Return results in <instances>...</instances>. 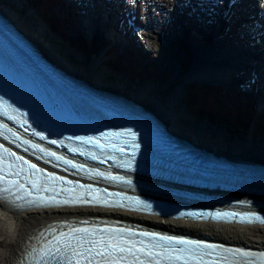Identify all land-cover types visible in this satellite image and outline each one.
<instances>
[{"label": "bare ground", "instance_id": "bare-ground-1", "mask_svg": "<svg viewBox=\"0 0 264 264\" xmlns=\"http://www.w3.org/2000/svg\"><path fill=\"white\" fill-rule=\"evenodd\" d=\"M219 1L225 2V0ZM124 2L127 4L125 14H128L129 11L132 12L135 10L140 12L141 16L146 14L149 17V19L141 20L143 27L145 26V22H147L148 20L157 22V27L163 25L164 22L166 24L173 22L176 23L178 22L177 17L182 16L181 7H184V5H181L179 3L184 2L185 4H187L186 6L190 5V0H124ZM261 2H264V0H261ZM175 5H179L180 7H175ZM153 7H156V9L159 11L165 10L166 12H169L170 19H164L163 22V18L160 13L154 12ZM8 9L11 10L12 17L18 21V17L13 14L12 8ZM176 11L178 13H176ZM218 15L219 14H215V16ZM215 16L211 18L216 19ZM188 18L192 19L191 16H189ZM203 22L208 23V19L204 20ZM150 26L144 28L148 30L150 29ZM25 29L29 30L26 26ZM42 40L46 44L42 48L46 50L47 53L51 54L53 58L60 60L61 57L58 51L59 48L52 47L45 41V39ZM223 40H229L228 35H226ZM218 43H220L221 47L222 40H219ZM249 44H251V41L246 40L244 46H247ZM215 47L216 46L210 48L211 55L209 57L200 58L197 56L194 66L186 72L187 74L185 73L188 79L191 80L196 78L199 81H216L221 79L219 76L222 73H234L230 68L238 67L239 69L237 70V72L239 73L244 63L247 62L248 65L250 64V60L244 59L242 48H231V46H229L228 48H223V51L221 53H218L219 51L216 50ZM94 50L96 51V48H94ZM145 63L149 64L150 61L146 59ZM155 63L162 67V64H160L159 62ZM67 64L68 68L63 67L62 64L61 66L63 69L71 72L72 74L84 79H93L96 82H101L100 78L95 75L93 67L89 69H83L77 67L75 64ZM252 72L253 71L248 72L247 78L248 76L252 75ZM262 73L264 75V69ZM113 75L115 76V74H112L111 76L113 77ZM237 76L238 75H233V79L238 78ZM222 92L229 93V90L224 89L222 90ZM142 100L145 104L152 106L156 111L162 114L163 117L166 116L167 118L172 119L171 112L164 107L160 98L150 97L143 98ZM235 103L240 108L241 105L239 104H241V101H235ZM176 123L177 122L173 121V124L177 127L178 125ZM184 131L187 132L188 130ZM189 132H191L202 144L209 146L211 149H214L217 152L228 151L229 153L264 160V145L261 146L262 148L259 147V150H256L254 152H247L245 150L235 149L229 145H226L217 136L210 138L207 134L205 135L204 133H194L191 130H189ZM91 213H107L113 216H129L135 220L147 221L149 223H154L156 225H161L168 228H176L186 231H192L195 233L208 234L213 238L219 240H229L231 242L243 245L264 247V225L239 226L233 224L192 222L167 218L162 219L159 217L133 214L125 211L106 210L103 208L91 207L45 208L16 211L14 209H11L4 202L0 201V264H21L22 261L25 260L24 258L26 257V255L31 251V248L35 245V239L38 232L49 227L50 223L58 221L61 218L76 219L82 217L83 215H89Z\"/></svg>", "mask_w": 264, "mask_h": 264}, {"label": "snow or ice", "instance_id": "snow-or-ice-1", "mask_svg": "<svg viewBox=\"0 0 264 264\" xmlns=\"http://www.w3.org/2000/svg\"><path fill=\"white\" fill-rule=\"evenodd\" d=\"M0 125V128H3ZM12 132V129H8ZM13 135H16L14 132ZM0 135H4L0 132ZM116 136H126L130 140L125 141V143L132 149H138L139 144L136 143L137 133L132 129H126L123 133H116ZM19 138V137H17ZM41 140L46 139L43 135L40 136ZM77 139L83 140L84 138L78 137ZM92 139V138H89ZM56 143V141H52ZM24 144H31L29 140H24ZM2 147V146H0ZM31 147L39 149L41 152H46L45 149L40 148L37 144H31ZM116 148V145H113ZM27 151V149H25ZM120 152L124 151L123 147L117 149ZM8 151V149H4ZM10 156H15V153H9ZM48 156H54L57 160H63L65 164H71V161L64 159L62 156H56L54 152H46ZM135 156V151L132 153ZM3 157H0L2 161ZM16 160L23 161V157L16 156ZM24 163H28L24 161ZM73 167H78L77 165H72ZM131 164L129 163V167ZM9 169L13 165L8 166ZM30 169H35L36 172H43L42 169H37L35 164L29 165ZM23 168H18L17 171H9L8 175L16 177L15 179H5L4 169L0 167V197H3L4 193H8V198L11 203L17 208L27 209L30 207H58L61 205H68L74 203H88L84 198L78 197L76 199H64L56 200L55 196H41L39 193L41 191H49L47 185L40 186L37 180L26 181V183H31L32 189H35L38 193L37 196L30 200H24L23 197L16 195L14 199L11 194L13 190L19 191L20 189H25L29 195H31V190L25 188V184L20 182V173ZM31 176L35 173L30 172ZM49 176L52 174L49 173ZM96 175H103V173H96ZM62 179V178H55ZM109 179H123L122 177H109ZM126 183H131V181H126ZM54 191V189H52ZM96 199L95 197L93 198ZM23 203H16L17 201H22ZM189 215L195 216L196 214L190 213ZM212 215L214 219H225V218H236L239 217L238 222L245 224H261L264 225V216L258 215L256 213H215ZM48 231V236H45L44 232L39 234V238L44 241L42 247L35 248L28 253L32 257L30 264H121L124 261L125 264H162V261H168V264H174L175 261H180L183 259L184 264H189L191 260H196L197 264H204L203 257L205 255H211L208 249H215L221 246L202 244L199 241H185L182 239H177L175 237L159 236L156 234H143L150 235L152 237V243L137 248L135 247V240H122L120 234L116 230L109 229V235L107 238L104 235L96 236V229L87 228H74L69 226L68 232L59 230L57 234V229L51 227ZM130 236L134 237L135 233H130ZM143 244V241H140ZM175 245H185L183 248H176ZM190 246V247H188ZM156 249H159L158 251ZM225 251H235L242 257L250 258L246 261V264H254V258L259 255L261 258V264H264V253H250L244 252L240 249L235 250H225ZM178 253L177 255H172V253ZM185 253L187 255H185ZM99 257V259H96Z\"/></svg>", "mask_w": 264, "mask_h": 264}, {"label": "trees", "instance_id": "trees-1", "mask_svg": "<svg viewBox=\"0 0 264 264\" xmlns=\"http://www.w3.org/2000/svg\"><path fill=\"white\" fill-rule=\"evenodd\" d=\"M32 3L34 7H37L36 9H38L39 14L46 20L49 28L54 32H59L61 39L69 42L73 48L87 55H90L94 48L97 49V45L94 42H88L81 33L76 37H72L66 32L68 25L65 22L68 23V18H63L64 21L62 23V20L56 16L55 12H51L48 15L46 10L55 9V4H60L61 7H65L64 3H60V0H32ZM68 9L71 10V6H68ZM137 50L133 49L132 52L125 51L118 55L117 58L105 61V64L112 70L128 73L133 83L138 82L137 79L140 83H143V81L150 83L155 81L161 83L168 82V73H170L171 67L162 68L154 61H150L148 65L141 64V61L135 54H138L139 57L143 56ZM183 50L188 51L185 45L183 46ZM185 62L189 67L190 59L185 58L183 63H181L183 67ZM128 86L132 87L131 84ZM233 92L237 93L238 99L241 92L237 88H233ZM182 102L197 117H208V120L212 124L222 125L231 133V139H235V136H248L251 131L254 114L250 112L249 108H252L253 99L247 94L245 103H249V105L244 104V107L240 110L228 92H222V88L218 87L217 84H197L196 82H190L185 87V96L182 98ZM257 121L254 131L264 135V117L258 115Z\"/></svg>", "mask_w": 264, "mask_h": 264}, {"label": "rangeland", "instance_id": "rangeland-1", "mask_svg": "<svg viewBox=\"0 0 264 264\" xmlns=\"http://www.w3.org/2000/svg\"><path fill=\"white\" fill-rule=\"evenodd\" d=\"M9 2L13 3L14 10L13 9L12 10L13 13H15L14 15L16 16L17 11L19 10L16 7L18 3L12 2L11 0H9ZM21 2H24L26 4L25 0H21ZM0 3L4 4V6H7L6 8H12L9 5V3L8 4L5 2H0ZM27 4L29 5L28 1ZM33 11H35V9H33ZM139 15L140 17H142L141 13H139ZM83 16L84 15L82 13V18ZM162 17L163 19H167V20L170 19V17H165L163 15ZM209 22L215 23V20ZM178 23L179 21L176 23L173 22L168 24L164 22L163 25L158 26L157 28L150 26L149 27L150 29L148 30L144 29L143 34L141 36V44H142L141 47L143 48V51L146 54L151 55L153 57L151 58L152 60L154 59L156 60V62L162 64V67H168V68L171 67V71L170 73H168V82L161 83L155 81L153 83H147V81L145 82L143 81V84L141 83L142 90L137 91L138 96L140 97L143 96L142 98L158 97L161 99L164 107L168 109V111L170 112L172 109H177L176 103L180 101L182 99L181 96L185 94V87L190 82H185L183 80V77L185 76V73L194 66V64L196 63V58L198 56V48L188 47L189 49L188 51L183 50V45H187V44L184 33L183 31H181V28L180 26H178L179 25ZM83 28L87 29V26H84ZM196 29L200 41L206 45H209L210 43L208 42V39L205 36L206 30H203L198 25V23ZM72 31H74L73 28ZM84 35L87 37L88 40H91V37L87 36L85 32ZM45 41L49 45H51L50 39L48 37L45 39ZM68 48H69V53L73 54L74 58L77 61V62H73V64L83 69L91 68V65L89 64L90 58L87 54L79 53V51L73 50L71 47ZM68 48L64 43V50L67 51ZM185 58L190 59L189 67L187 66L188 64L186 62L184 63V67L181 65V63H183ZM185 68H187V70H185ZM246 72L247 70L237 73L238 78H234V79L236 80L235 81L236 86L248 90L249 87L243 81L245 80L244 75L247 74ZM103 73H104L103 75H105V74H110L111 72L106 70L103 71ZM125 81L128 82V80ZM145 91H147V94H144ZM180 107L184 111V113L182 115H178L176 124L180 127L181 130H191L194 133H204L205 135L207 134L208 137L210 138L217 136L226 145H229L235 149H239V143L245 141L244 139H238L237 137L235 139H231V135H229V133L226 130H222L219 125L208 123L207 120L200 119L199 117L196 118L194 114L191 113L188 109H186V107L182 104H180ZM179 123H181L182 126H180ZM244 138L249 139V141H251L249 136H246ZM261 141L263 142V140Z\"/></svg>", "mask_w": 264, "mask_h": 264}, {"label": "water", "instance_id": "water-1", "mask_svg": "<svg viewBox=\"0 0 264 264\" xmlns=\"http://www.w3.org/2000/svg\"><path fill=\"white\" fill-rule=\"evenodd\" d=\"M220 76H221V75H220ZM80 78H81V77H80ZM81 79L84 80V78H81ZM86 80H88V79H86ZM183 80L188 81V80H190V79H188V77H186V75H185ZM191 80H194V81H196L197 83H200V84H212V83L215 82V80H211V81H199V80H197L196 78L191 79ZM262 163H264V162H262Z\"/></svg>", "mask_w": 264, "mask_h": 264}]
</instances>
